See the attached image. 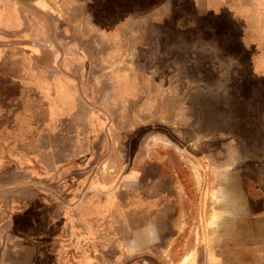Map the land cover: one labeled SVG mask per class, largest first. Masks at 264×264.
<instances>
[{
    "label": "crops",
    "instance_id": "obj_1",
    "mask_svg": "<svg viewBox=\"0 0 264 264\" xmlns=\"http://www.w3.org/2000/svg\"><path fill=\"white\" fill-rule=\"evenodd\" d=\"M260 5L264 0H0V160L25 173L17 183L0 185V194L14 191L29 201L36 191L47 193L45 206L59 221L54 229L38 214L29 234L11 237L17 247L7 256L15 261L7 263L264 264ZM177 41L187 52L215 53L211 65L185 59L189 68L223 67L228 50L240 54L251 73L236 81L251 84V91L229 99L251 100V107H190L199 122L183 143L159 132L165 129L161 117L175 114L162 102L173 99L174 80L168 75L163 86L165 78L155 76L157 60H130L131 52H173ZM171 61L162 67L175 66ZM139 65L151 70L133 74ZM213 78L223 82L222 75ZM118 93L120 101H137L135 109H119L122 120L108 104ZM151 93L156 105L146 108ZM83 114L105 124L100 144ZM131 116L135 124L133 117L127 124ZM151 126L154 134L129 154L124 133ZM79 136L86 151L78 150ZM18 214L9 215V232ZM6 250L0 248L2 258Z\"/></svg>",
    "mask_w": 264,
    "mask_h": 264
},
{
    "label": "rangeland",
    "instance_id": "obj_2",
    "mask_svg": "<svg viewBox=\"0 0 264 264\" xmlns=\"http://www.w3.org/2000/svg\"><path fill=\"white\" fill-rule=\"evenodd\" d=\"M260 8L264 10V5H260ZM257 22L258 23L260 22L258 18L256 20V24ZM262 22L264 25V18ZM143 42H146L144 38H143ZM150 43L151 41H149L148 39V45H150ZM182 43L183 41H177L175 48H174L175 50L173 52L168 53L166 50V47H164L159 50L158 54H157V49L155 50L154 53H151L150 51L146 52L144 50L140 51L138 54L131 52V55L133 57L130 58V60L132 61L136 57H138L140 61H143V60L147 61V59L151 61L157 60L159 66L154 67V71L156 74L155 76H157L160 79H163L169 75L170 81L172 82L174 80V83L169 84L170 87H173V85L175 86V90H174L175 93L174 94L172 92L169 93L170 97H172L173 95V99L170 98L169 100H164L162 102L165 103L166 107L169 106L172 109H175V114H172L171 116L165 115L161 117V121L163 120V122H161V126H160V127L162 126L165 127V129L166 128L169 129V127H167V125H169L171 129L169 130L170 131L173 130L174 132L172 133L168 131H161V129L159 130L157 128L154 130L155 131L159 130V132L164 134L166 138L168 136H169L168 138H172L173 137L172 134L175 135V139L177 138L178 139L177 142L179 143H183L185 139L187 138L189 139L195 136V132L194 131L192 132L190 130V128H192L193 130L194 127H190V125H193L194 122H199V119H196L199 117H195L194 113H193V116L190 115V110H189L190 107L198 106L200 103H203V102L204 103L208 102V104L212 106L219 104L220 107H223L225 109H231V108H234V106L236 107L237 105L236 103H239L238 107L240 109L241 108L247 109L251 107V100H247V99L239 100V101L229 100L231 99L232 95L238 96L237 94L242 93L240 94V96L243 97L245 96L244 93H247V91H251V84L250 85L248 84L245 85L244 83L236 84V81H239L238 79L242 80L243 77L247 78L251 74L248 63L246 62V60L243 61V59L240 57V54H238L237 52L225 50L224 51L225 58L223 59V63H224L223 67L214 68V67L207 66V67L200 68L198 66L196 67V65L194 64L195 66H192V68H189V65L186 64L185 59H200L202 60L201 62H207V64L211 65L215 63V59L213 58V56H215V53L208 52L205 54V53H201L200 51L196 52V50L194 51V49L190 52H187L186 50H184V47L181 45ZM164 60H172L170 63L174 64L175 66L170 67V69L168 67H162V64H163L162 61ZM144 65H139L138 67H134L132 69L133 74L138 73V75H141L142 73L146 75L148 70H151V68H147ZM216 74L219 76L222 75L223 82H214L215 78L213 77ZM188 75H191V77L189 78ZM189 79H191L192 81H194V79H202L204 82L202 83L186 82V80H189ZM164 81H165V85L163 86H168L166 84L167 78H165ZM205 81H211V82L206 83ZM122 87L123 86L120 85V83H118V91H120V88ZM257 87L259 88H256V90L260 92L264 91L263 85L259 84L257 85ZM201 93L206 94L208 96H217L220 99L219 100L203 99V96L205 95L200 96ZM165 94L167 96V93ZM118 95L119 93L116 95L114 94L112 95L113 98L108 100V104L112 105L111 108L113 111H115L116 113L120 112L119 109L121 108L123 109V107H125L126 104L128 105L130 110L135 109V107L137 106L136 105L137 101L135 99V96H129L130 98H128L127 101H120L118 98H116V96ZM151 96H152V93L147 95V98L145 101V104L147 106L146 108L156 105L155 103L156 97H151ZM91 99L94 103H96V105H98L99 95H94L93 97H91ZM80 109L82 110L81 107ZM118 114H116V116H118V118L122 120L124 116L121 113H118ZM82 117H83L82 121L92 131L96 129L95 133H96V137L98 138L96 141L97 143L100 144L102 141L100 139V136L105 134V124L102 127L97 126V123L94 121V117L92 115L83 114ZM132 117L133 119H135L133 121V124H135V121L137 122V118L134 116H131L127 118V124L130 123L129 120ZM142 119L143 121H146V122L149 121L150 125L153 124V120L149 116L144 117ZM154 126L157 127L158 125H154ZM256 128L258 129L257 126ZM109 129H110L109 130V135H110L113 128H109ZM152 130H153L152 126L137 129V130L136 128H132V129H129L127 133H124V137L125 135H128V140L131 141L130 149L128 153L129 154L133 153L136 147V143L143 136L147 137L148 135L154 134ZM186 130H187V133L184 134V131ZM228 132H225V133H228ZM251 136H253L256 140H259L260 138L259 134L255 133L253 129H251ZM82 137H83V134L81 133V138ZM79 140H80V136H79ZM224 140L226 139L224 138ZM82 145L83 143L80 140V146L78 150L86 151V149H84ZM90 164H92L91 160H90L89 165ZM70 168L71 167L66 169L64 173H68L69 170H72ZM23 174L25 173H23L22 169L20 171L14 172V170L9 165L5 164L4 160H0V185L1 186L17 183L16 180L20 179L21 178L20 176H22ZM43 177L49 178V175L46 173L45 175H43ZM53 188L55 189L52 190V193L55 194V192H57V189L56 187H53ZM17 192H21V191H17ZM15 193L16 192L12 191L8 193L0 194V248L7 249L4 258L0 256V264H9L7 263L8 260H11V263L15 261L14 260L15 257L12 254H9L8 255L9 257L7 256V252L9 249L17 247L16 245L11 243V240L12 238L16 237L15 235L18 233V231L22 232L23 234H29L30 230H33L35 228L33 222L35 221V218L38 214L41 215V217L44 219V222L46 224L47 222L49 223V225L52 224V228L54 229L58 225V222H59L56 220L58 213H55V211H50L51 212L50 213L49 209L46 208L45 206L47 203L46 201L50 197L47 193L36 191V196L32 200H29V201H27L26 200L27 198H24L21 195L18 197H15L14 196ZM9 211H11L12 213L16 211L21 212V214H18V216L14 218L12 221V227H13L14 233L9 232L10 227H11L10 220H9L11 219V217H9L11 212ZM45 223H41V225L38 224V227L40 228L42 227L41 229L43 231H44V225H46ZM8 244H10V247H8ZM24 246L25 245H20L19 247L20 249H23ZM26 252L28 253L29 251H26ZM0 254H1V251H0ZM21 259L23 258L17 257V261H20ZM47 262L48 261L46 260V263ZM23 263L24 261H22V264ZM39 263L40 261L38 262L36 259H34V264H39Z\"/></svg>",
    "mask_w": 264,
    "mask_h": 264
},
{
    "label": "flooded vegetation",
    "instance_id": "obj_3",
    "mask_svg": "<svg viewBox=\"0 0 264 264\" xmlns=\"http://www.w3.org/2000/svg\"><path fill=\"white\" fill-rule=\"evenodd\" d=\"M160 128H161V127H160ZM164 128H165V127H164ZM166 129H167V128H166ZM166 129H163V130L161 129V130H162V131H164V130H165V131H168V130H166ZM168 132H169V131H168ZM170 132H172V131H170ZM164 133H165V132H164ZM161 135L165 136L164 134H161ZM172 136H174V135L172 134ZM168 137H169V136H168ZM130 143H131V141H129V144H130ZM129 146H130V145H129ZM129 149H130V147L128 148V151H129Z\"/></svg>",
    "mask_w": 264,
    "mask_h": 264
}]
</instances>
